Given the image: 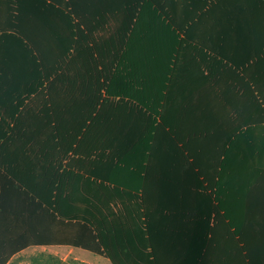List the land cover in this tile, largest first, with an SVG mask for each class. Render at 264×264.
Here are the masks:
<instances>
[{
	"label": "trees",
	"instance_id": "16d2710c",
	"mask_svg": "<svg viewBox=\"0 0 264 264\" xmlns=\"http://www.w3.org/2000/svg\"><path fill=\"white\" fill-rule=\"evenodd\" d=\"M73 2L58 9L68 13V24L43 22L45 7L35 0H13L4 11L8 23L0 22V264L51 244L80 247L112 264H159L147 241L145 182L124 183L113 172L161 161L163 132L171 146L180 145L165 98L186 72L202 77L196 133H211L206 117L232 112L230 91L246 79L264 106V0H90L84 8ZM99 130L105 151L97 158L108 173L84 178L64 169L78 141L96 143ZM177 148L176 160L200 177L205 167L197 156L187 145ZM203 159L209 162L211 152ZM194 180L185 187L207 193V218L228 220L245 251L248 240H264V231L247 239L227 212V203L242 206L238 194L227 201ZM156 203V215L177 209V202ZM255 204L243 223L264 226ZM65 228L71 238L62 239Z\"/></svg>",
	"mask_w": 264,
	"mask_h": 264
},
{
	"label": "crops",
	"instance_id": "0c3cea01",
	"mask_svg": "<svg viewBox=\"0 0 264 264\" xmlns=\"http://www.w3.org/2000/svg\"><path fill=\"white\" fill-rule=\"evenodd\" d=\"M35 1L45 7L41 12L45 18L41 17L43 22H51L53 25L62 22L68 24V13L58 9L73 6V0ZM89 1L76 0V3L84 8L90 6ZM92 1L98 3L99 0ZM12 2L13 0H0V9L3 12L0 16L1 23H8L4 11L11 9ZM199 75L195 70L181 75L179 82L169 85L170 91L165 98V104L169 106L167 114L177 122L180 145L171 146L170 140L163 132L161 151L156 152L161 161L153 160L146 165L137 162L128 168L117 166L113 172L114 176L124 183L140 179L142 183L145 182L151 213L147 241L151 243L149 248L155 250V260L159 264H264V240H261L260 236L257 241L248 240V248L245 251L243 244H240L233 234L235 229L228 225V220L218 218L215 213H211L210 218H207L203 204L208 197L207 193L185 187L191 179H195V183L201 185L205 182L206 185L212 186L215 192L225 194L227 201L235 193L238 194L242 206L236 208L227 203V212L235 216L237 223H241V231L246 234L247 239L251 238L249 234L252 231H264V226L260 223H243L244 212L251 209V202L258 203L255 205L259 217L264 216V106L257 100L246 79L241 87L233 89L229 94V104L238 107L233 105L230 107L232 112L222 115L215 112L210 118L206 117L205 122H210L211 127L209 135L196 133L194 129L197 122H202L198 109L203 97L200 89L202 77H198ZM261 88L264 90V81H261ZM217 93L216 91L213 94L215 99ZM98 133L96 143L89 138L86 140L85 136L78 141V145L74 147L76 153L71 151L65 158L64 169L83 175L84 178L92 173L99 176L108 173L106 163L97 158V155L100 156L105 151V139L102 141L100 130ZM185 145L197 156L199 165L205 167L200 177L197 172L195 174L192 171L186 161L176 160L179 150L177 147ZM92 151L94 152L90 155ZM206 152H211L209 162L203 159ZM162 201L168 202L167 208L172 202H177L172 203L177 209H173V213L165 210L156 215L159 210L156 202ZM119 208L118 205L115 211ZM209 228L214 229L213 232H208ZM51 232L59 237L57 229H51ZM63 233L62 239L71 238L74 234L70 228L63 229L60 235ZM25 254L32 256L21 258ZM75 261L84 264H112L107 257L66 244L28 247L14 254L7 264H75Z\"/></svg>",
	"mask_w": 264,
	"mask_h": 264
},
{
	"label": "rangeland",
	"instance_id": "374dc122",
	"mask_svg": "<svg viewBox=\"0 0 264 264\" xmlns=\"http://www.w3.org/2000/svg\"><path fill=\"white\" fill-rule=\"evenodd\" d=\"M32 256V254H25L24 257L22 256L21 258H30ZM75 264H84V263H80L78 261H75Z\"/></svg>",
	"mask_w": 264,
	"mask_h": 264
}]
</instances>
